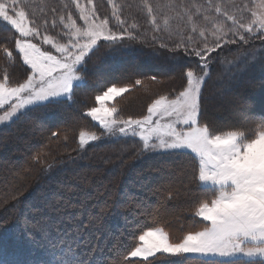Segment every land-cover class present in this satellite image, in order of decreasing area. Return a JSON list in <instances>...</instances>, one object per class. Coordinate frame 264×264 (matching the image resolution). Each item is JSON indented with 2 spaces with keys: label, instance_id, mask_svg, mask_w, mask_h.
<instances>
[{
  "label": "trees",
  "instance_id": "obj_1",
  "mask_svg": "<svg viewBox=\"0 0 264 264\" xmlns=\"http://www.w3.org/2000/svg\"><path fill=\"white\" fill-rule=\"evenodd\" d=\"M49 1L53 7L45 9V5L44 8L42 5L41 11L36 13L40 14L39 17L32 22L42 24L44 32L57 36L58 26L50 24L63 13L74 14L73 1ZM92 1L99 14L110 15L114 11L112 9H116L114 12L121 23L130 26V29L121 38L113 42H99L89 51L79 69L82 81L73 87L71 100L50 101L30 107L0 130V148L8 149L16 146L19 137H25L28 130L40 128L33 131L30 147L9 157L11 161L23 159V163L16 167L10 166L8 161L0 163V264H264L263 259L218 260L194 255H161L147 262L128 257L137 236L147 227H164L171 238H175L173 240L207 227L208 221L198 216V208L202 203H212L217 189L200 185L199 162L192 151L160 149L148 152L135 138L108 140L104 138L100 126L86 114V110L95 104L97 94L109 86L128 84L132 89L117 99V112L121 117L142 118L146 115L149 101L176 96L186 86L188 73L193 72L203 77L197 96L199 124L216 134L236 130L247 136L261 132L264 130V114L237 122V125L220 124L208 114L205 100L212 90L211 80L216 73L222 72L223 62L245 51L258 52V58L253 63L261 66V75L256 80L261 87L264 86V31L254 32L249 28L242 33L241 40L231 35L226 46L207 52V49L200 47L190 30L180 28L179 31L172 25L171 18L173 21L180 19L167 12L172 9L173 13H178V0H112L111 6L105 0ZM228 1L180 0V3L189 11L204 7L208 14L219 17L220 22L233 30L240 23H247L244 19L249 16L245 9L242 10L240 2L231 1L229 4ZM184 8L181 6L182 11L187 12ZM155 13L158 16L153 20ZM181 17L178 23L187 25L182 14ZM13 32L10 26L0 21V79L7 77L10 85H17L25 79L28 69L19 54L13 51V41L9 38L10 35L15 37ZM149 55L153 56V61L147 59ZM131 58L144 62L148 60L150 67L137 70L129 62ZM172 58L177 59V69L160 70L162 68L159 66L169 64ZM111 62L115 64L108 76L99 72V68ZM248 90L253 93L256 88L247 86L245 91ZM46 118L48 121L41 124V120ZM82 130L100 134L102 139L85 149L84 162L65 164L66 160L77 154L78 134ZM62 162L54 172L46 171ZM169 168L182 173L184 183L181 186L174 184L166 188L162 185L152 188L148 200L157 198L158 201L154 203L157 209L138 207L137 201L144 197L138 190L133 191L134 196H128V201H120L116 196L122 193L130 177L138 173L153 174L158 170L165 172ZM99 180L105 181L104 196L94 209L88 208L90 199L79 198L74 204L68 200V193H72L74 187L67 190L69 186L87 190L88 186V189L92 185L97 186ZM57 188L61 189L53 198L50 191ZM34 196L37 198L32 207L26 210V201ZM45 201L51 204H43ZM172 203L175 204L172 205L174 208L171 207ZM72 207L77 212L83 210L78 217L68 221L62 217V210L69 208L73 211ZM139 208L142 209L140 213ZM35 209L43 210L49 217L44 224L48 229L43 227L41 221L39 233L34 232L26 221L39 215ZM25 211V220L19 221ZM145 215L149 217L145 219ZM51 218H61L63 221L50 223ZM134 219H137L135 224ZM27 233L34 236L29 237Z\"/></svg>",
  "mask_w": 264,
  "mask_h": 264
},
{
  "label": "rangeland",
  "instance_id": "obj_2",
  "mask_svg": "<svg viewBox=\"0 0 264 264\" xmlns=\"http://www.w3.org/2000/svg\"><path fill=\"white\" fill-rule=\"evenodd\" d=\"M71 1L74 14L63 13L56 22L50 24L58 26V34L53 36L43 31L42 24L35 25L32 22L39 17L40 14L36 13L41 11L42 5L43 8L45 5V9L48 6L53 7L49 5L51 1L0 0V21L15 32L14 38L11 35L9 37L13 41V51L19 54L28 69L25 79L17 85H10L7 77L0 79V130L30 107L50 101L71 100L73 87L82 81L79 69L83 66L89 51L99 42H113L128 33L130 26L121 23L114 12L116 9H112L114 11L110 15H102L97 12L95 2L92 0ZM231 1L240 2L242 10L245 9L249 16L248 19H244L248 21L247 23H240L233 30L220 22L219 17L208 14L204 7L189 11L180 0L177 1L178 13H173L172 9L167 13L180 19L173 21L171 18L172 25H175L177 30L180 28L190 30L200 47L209 52L222 45L226 46V41L232 38L231 35L241 40L242 33L249 28L254 32L264 31V0H229L228 3ZM105 2L110 3V6L113 3L112 0ZM181 6L187 12L182 11ZM181 14L187 23L185 26L178 23L182 20ZM157 16L158 13H155L153 20ZM163 20L166 21V18ZM257 58L258 52L245 51L223 62L222 72L216 73L211 80L212 90L205 100L207 112L214 121L233 125L235 121L237 123L263 116L264 86L261 87L258 79L256 80L262 69L253 63ZM147 59L153 61L154 58L149 55ZM176 60L172 58L169 64L159 66L162 68L160 70L177 69ZM129 62L133 63L137 70L150 67L148 60L144 62L131 58ZM113 64L115 62L99 68V72L108 76ZM202 78L196 73L189 72L187 84L180 93L149 101L146 115L142 118L121 117L117 112V99L132 89L128 84L109 86L94 97L95 104L86 110V114L100 126L104 138L108 140L135 138L148 152L160 149L192 151L199 162L200 185L217 189L214 201L210 204L202 203L198 208L197 214L208 221L207 227L191 231L177 240H173L175 238H171L164 227L159 225L147 227L137 236V242L128 254L133 260L147 262L161 255H194L218 260L236 258L264 260V130L247 136L236 130L216 134L211 133L205 125L199 124L197 96ZM247 86L256 88V91L246 92ZM41 121L43 124L48 120L46 118ZM39 130L40 128L28 130L25 137H19L16 146L8 149L1 147L0 163L5 164L8 161V164L14 167L23 163V159L11 161L9 157L21 149L30 147L33 131ZM99 135L82 130L78 134L77 154L66 160L65 164L84 162L85 149L89 144L101 140ZM63 163L55 164L46 171L52 172ZM182 175L170 168L169 171L158 170L153 174L138 173L129 178L123 188L124 192L116 196L121 199L120 201H128L130 199L128 196H134L133 191L138 190L144 197L137 201V206L146 210L157 209L154 203L158 199L148 200L152 195L151 189L160 185L181 186L184 183L181 180ZM104 182L99 180L97 186L90 187L91 190L88 189L89 186L87 190H81L75 185L69 186L67 190L74 187L67 198L73 204L77 203L79 198L86 201L90 199L92 208H88L94 209L104 194ZM57 189L50 191L53 198L58 195L57 191L61 188ZM35 198L37 196L26 201V210L32 207ZM174 203L171 207L175 206ZM43 204L51 203L45 201ZM73 204L72 206H75ZM39 207L42 209L41 204ZM69 208L62 210L64 212L62 217L68 221L78 217L83 210L77 212L75 207H72L73 211ZM41 209L38 211L35 209L39 215L26 219L37 233L41 221L45 229L48 227L44 224L49 217ZM26 213L27 211L19 217V221L25 220ZM146 217L149 215H145L144 218ZM61 220L51 218L50 223ZM135 223L137 219H134L133 224ZM26 235L34 236L31 233Z\"/></svg>",
  "mask_w": 264,
  "mask_h": 264
},
{
  "label": "bare ground",
  "instance_id": "obj_3",
  "mask_svg": "<svg viewBox=\"0 0 264 264\" xmlns=\"http://www.w3.org/2000/svg\"><path fill=\"white\" fill-rule=\"evenodd\" d=\"M139 109H140V108H139ZM258 119H259V118H258ZM254 121H255V120H254ZM240 122H241V121H240ZM247 122H249V121H247ZM235 123H236V121H235ZM238 124H239V123H238ZM240 124H241V123H240ZM225 125H226V124H225ZM236 125H237V123H236ZM246 125H247V124H246ZM219 126H220V125H219ZM228 126H229V125H228ZM228 126H227V127H228ZM234 126H235V125H234ZM216 127H217V126H216ZM220 127H221V126H220ZM222 127H223V126H222ZM228 128H229V127H228ZM218 129H219V128H218ZM220 129H221V128H220ZM179 162H180V161H179ZM175 166H176V165H175ZM170 187H171V186H170ZM165 188H166V187H165ZM163 189H164V188H163ZM164 191H165V190H164ZM192 195H193V194H192ZM192 195H191V196H192ZM195 195H196V194H195ZM191 196H190V197H191ZM191 198H192V197H191ZM192 200H193V199H192ZM164 207H165V206H164ZM173 210H174V209H173ZM178 211H179V210H178ZM175 213H176V212H175ZM177 213H178V212H177ZM159 220H160V219H159Z\"/></svg>",
  "mask_w": 264,
  "mask_h": 264
}]
</instances>
